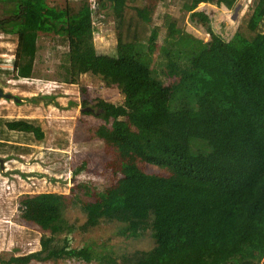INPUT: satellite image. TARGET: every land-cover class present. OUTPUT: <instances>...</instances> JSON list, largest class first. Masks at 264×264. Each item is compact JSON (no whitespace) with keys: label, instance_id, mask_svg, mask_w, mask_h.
<instances>
[{"label":"trees","instance_id":"1","mask_svg":"<svg viewBox=\"0 0 264 264\" xmlns=\"http://www.w3.org/2000/svg\"><path fill=\"white\" fill-rule=\"evenodd\" d=\"M148 1H102L104 9L111 6L117 47L115 54H100L87 2L73 10L49 0H14L21 18L1 32L0 42L13 46L15 78L33 76L40 33L54 32L73 40L67 52L73 83L90 75L124 94L122 103L70 99L84 114L103 120L89 128L90 137L103 141L121 175L110 185L83 182L70 194L24 197L19 216L41 233L40 247L25 255L0 250V264L64 258L99 264H264V0L256 2L247 31L232 35L225 23L215 24L209 11L215 0H183L190 13L187 30L167 21L166 32L155 25L143 41L144 23L154 20ZM235 1L217 0L229 8ZM6 51L0 46V64ZM3 72L11 70L0 67ZM60 94L30 102L43 99L61 107ZM6 115L0 117V136L4 125L47 140L42 125ZM71 205L80 208L82 221H70ZM75 233L148 237L151 245L87 240L74 247Z\"/></svg>","mask_w":264,"mask_h":264},{"label":"rangeland","instance_id":"2","mask_svg":"<svg viewBox=\"0 0 264 264\" xmlns=\"http://www.w3.org/2000/svg\"><path fill=\"white\" fill-rule=\"evenodd\" d=\"M103 0H49L58 7L71 5L78 10L87 2L93 9L98 31L95 33V43L100 54H115L117 35L115 19L111 6L103 8ZM183 0H149L154 16L152 23H144L142 40L147 41L155 25H162V32L168 30L163 25L174 20L175 25L186 29L185 23L190 21V13L184 11ZM185 1V0H184ZM258 0H236L233 7L218 3L215 0L209 11L214 13L215 24L225 23L228 35L237 30L247 31V25ZM204 3H201V5ZM15 6V3H14ZM4 7V2H0ZM5 16L4 14H0ZM187 20V21H186ZM187 30V29H186ZM3 33V32H2ZM0 32V35H3ZM207 40V39H206ZM73 40L57 33L41 32L39 50L35 69L31 78H15V56L11 52L12 44L0 42L4 47V59L1 68L10 69L0 75V87L4 91L19 98H2L0 96V117L5 113L8 119L28 117L42 125L48 138L38 141L32 134L8 130L3 126L0 136V250H15L18 255H25L40 247L41 233L20 218L22 199L26 196L36 197L42 192H65L70 194L71 187L88 182L98 186L112 184L121 173L111 165V157L107 153L102 140L90 137L89 128L103 120L98 115L84 114L83 107L71 105L70 99L81 101L84 98L93 100L106 98L114 103H122L124 94L118 88H106L93 81L92 76H84L81 82L73 83L68 69L67 52L71 49ZM87 86L88 92L83 93ZM61 107L55 104L46 105L43 99H35L57 94ZM14 98V97H13ZM97 112V110H96ZM30 114V115H27ZM78 170V171H77ZM149 171H159L148 168ZM86 199L91 197L83 194ZM67 216L71 222L83 220L79 207H69ZM74 247L81 246L87 240H105L106 244L128 247L147 248L151 245L149 238L133 241L117 235L107 234L102 239L99 233L70 235ZM110 237V238H108ZM29 264H99L94 261L87 263L82 260L64 258L46 262L32 260Z\"/></svg>","mask_w":264,"mask_h":264},{"label":"flooded vegetation","instance_id":"3","mask_svg":"<svg viewBox=\"0 0 264 264\" xmlns=\"http://www.w3.org/2000/svg\"><path fill=\"white\" fill-rule=\"evenodd\" d=\"M0 2H4V7H1L0 14L5 15V16L0 15V32L9 31L15 27L16 23L20 20L21 16L19 15L20 13L16 14L15 12L14 0H0ZM8 44H11V43H8ZM4 92L5 94H10L8 91H4ZM1 97L5 98L6 96L3 95ZM9 98L11 100L14 99L16 102L19 100V98L15 95H12V97H9Z\"/></svg>","mask_w":264,"mask_h":264},{"label":"water","instance_id":"4","mask_svg":"<svg viewBox=\"0 0 264 264\" xmlns=\"http://www.w3.org/2000/svg\"><path fill=\"white\" fill-rule=\"evenodd\" d=\"M3 95H5L8 98L12 97L11 94H5L4 90L0 87V96H3ZM85 110H87V111H91V110L95 111L93 107H87V108H85Z\"/></svg>","mask_w":264,"mask_h":264},{"label":"crops","instance_id":"5","mask_svg":"<svg viewBox=\"0 0 264 264\" xmlns=\"http://www.w3.org/2000/svg\"><path fill=\"white\" fill-rule=\"evenodd\" d=\"M141 39H142V35H141Z\"/></svg>","mask_w":264,"mask_h":264}]
</instances>
